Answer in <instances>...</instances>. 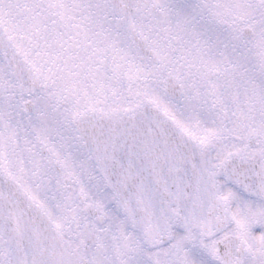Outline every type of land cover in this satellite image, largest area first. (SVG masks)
<instances>
[{
	"label": "snow or ice",
	"instance_id": "1",
	"mask_svg": "<svg viewBox=\"0 0 264 264\" xmlns=\"http://www.w3.org/2000/svg\"><path fill=\"white\" fill-rule=\"evenodd\" d=\"M0 264H264V0H0Z\"/></svg>",
	"mask_w": 264,
	"mask_h": 264
}]
</instances>
